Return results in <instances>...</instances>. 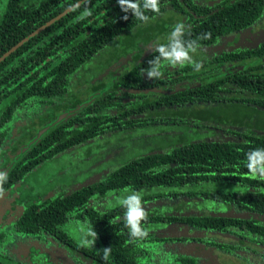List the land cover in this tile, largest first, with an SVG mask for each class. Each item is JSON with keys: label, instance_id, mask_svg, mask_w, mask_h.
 <instances>
[{"label": "trees", "instance_id": "obj_1", "mask_svg": "<svg viewBox=\"0 0 264 264\" xmlns=\"http://www.w3.org/2000/svg\"><path fill=\"white\" fill-rule=\"evenodd\" d=\"M263 11L264 0H160V13L146 11L149 19L144 22L124 13L117 0H0V172L7 176L0 200L14 198L19 182L46 164L75 152H84L89 162L88 147L107 136L139 134L138 143L144 145L121 162L116 144L104 151L113 168L103 179L73 182L67 186H79L55 195L51 191L66 186L34 190L30 199L14 200L20 210L12 223L14 231L29 237L45 235L95 264H143L150 254L145 244L157 239L198 243V237L190 236L158 234L153 240L151 229L157 226L225 235L235 244H207L237 257L246 249L259 253L256 245L264 246V180L251 176L246 154L264 148V128L222 126L219 131L229 140H206V133L201 140L183 142L176 131L188 126L174 110L235 102L264 113V44L237 51L218 49L221 39L251 28ZM168 13L189 29L185 39L196 41V52H208L205 61L195 60L199 71L193 65L167 66L161 79L149 80L142 70L157 55L154 48L144 56L142 50L135 54L131 68L113 83L98 77L100 83L90 88V94L81 89L87 85L76 84L81 68L102 49ZM206 33L210 38L203 39ZM100 90L102 95H97ZM153 139L159 140L156 146ZM125 189L141 192L143 205L153 203L142 222L146 236L131 237L125 209L114 205L128 194ZM178 198L189 199L196 210L206 207L211 212L166 215L163 202ZM243 212L254 213L261 221L237 215ZM77 226L87 234L93 228L97 248L81 243ZM106 247H111L108 260L102 258ZM239 258V263L245 262ZM176 260L200 264L193 255ZM0 264L16 263L2 255Z\"/></svg>", "mask_w": 264, "mask_h": 264}, {"label": "rangeland", "instance_id": "obj_2", "mask_svg": "<svg viewBox=\"0 0 264 264\" xmlns=\"http://www.w3.org/2000/svg\"><path fill=\"white\" fill-rule=\"evenodd\" d=\"M178 20H180L178 16L168 13L161 19L157 18L152 20L147 23L146 26L137 27L133 32L122 35L120 40L116 41L111 47L102 49L101 52L95 55L93 60L81 68L76 84L78 86L87 85L81 89H87V92L90 94V88L100 83L101 79L99 80V78H102L108 85L110 82L113 83V79L124 74L131 68L133 64L131 58L135 54H138L139 51L142 50L144 56L153 50L155 45L163 43L165 38L168 37L172 31L173 25H171L169 31L164 33V36H160L159 32L166 30L170 23L175 24ZM259 32H262V34L258 35ZM261 44H264V11L262 16L251 28L221 39L218 49L237 51L251 49ZM215 51H218L217 48ZM207 54L208 52L203 53L204 56ZM123 55H126V58H124ZM191 55L194 60L199 59L196 61L206 60L202 52L195 51L191 53ZM177 68H180V66H177ZM113 75H115L114 78L112 77ZM102 91L103 90H100L97 95H102ZM88 95L84 96L83 100L86 99ZM174 111L175 115L184 120V123L188 126V129H181L179 127L178 131H176V137L183 142L195 141L196 139L201 140L202 135L206 133L209 135L206 140H229L230 138L227 135L224 136L222 131H219L222 126H229L235 129L243 123L246 124V126L251 125L256 128H264L263 112H257L254 108L235 102L210 104L208 106L194 105L189 109L182 108ZM172 115L173 114L170 113V116ZM238 130H242V128ZM149 131H151V129ZM211 135L213 136L211 137ZM138 139L139 134H134L130 138H126L123 134H119L115 137L107 136L102 138L101 142L88 147L91 156L89 162L84 152H75L68 158L42 166L37 174L29 176L26 180L20 181L18 184V191L14 198L10 196L9 198L0 200V233L3 234V237L0 239V257L4 255L5 258L10 259L16 264H95L92 260L80 256V254L77 255L67 252L64 248L58 246L56 241L45 235L40 237H29L16 233L12 223L15 221L20 210L17 205H14L16 203L13 202L14 200H21L24 202L30 199L34 190H46L47 188L55 189L59 185L66 186L56 191H51L50 194L55 195L62 191H67V189H74L79 186V183H77L76 186H67L70 183L81 182L85 179L86 181L82 182L85 184L89 180L96 179L95 181H98L103 179L113 168V166L109 167L104 151H108L116 144V146L119 147L117 154H119L118 156L120 157L117 160L120 162L121 160H127L132 155L144 149V145L138 143ZM151 141L153 142V146H156L157 142H159L158 139H153ZM13 159L14 157L10 160ZM13 163L9 162L8 164ZM63 167L66 169L63 170ZM92 174L97 177H93ZM220 192L223 194L224 191L221 190ZM45 196H47V193H45ZM116 202L118 203V200L114 202V205H116ZM108 204L110 205V203ZM151 205H153V203L143 205V207L146 211H149L152 208ZM162 206L166 215L177 214L178 212L187 214L211 212V210L206 207H203L201 211L196 210L192 208L193 204L190 203L189 199L186 200L182 198L166 200L163 202ZM178 208L181 209V211ZM218 214L221 216H232L231 214L222 212ZM237 215L245 219H259L261 221V218H258L259 216L254 213L243 212ZM262 218H264V216H262ZM157 227L151 229L152 236L149 238L153 240L157 239L158 234L160 237L164 238L190 236L198 237L197 239L195 238L198 243H196V245H187L184 244L185 242H182L183 244L178 241L173 243L169 240L163 242L158 239L153 244L146 243L145 249L148 248L150 254L147 260H144L143 264H180L176 260L180 255L196 256L200 264H264V258L261 256V254L264 253V246L256 245L259 253L246 249L244 255H238L237 257L233 252H222L207 244V242H229L230 244H235V239H232L233 242L231 243V238L225 235L197 232L194 229L189 230L179 226ZM157 229H159V233H155ZM76 232H80L81 243L86 239H91L89 234L82 231L79 226L76 227ZM199 239L202 241L199 242ZM93 248H97L96 245H94ZM33 249L36 250L34 251ZM242 256L245 262L241 260V263H239L238 261L241 259L239 257Z\"/></svg>", "mask_w": 264, "mask_h": 264}, {"label": "clouds", "instance_id": "obj_3", "mask_svg": "<svg viewBox=\"0 0 264 264\" xmlns=\"http://www.w3.org/2000/svg\"><path fill=\"white\" fill-rule=\"evenodd\" d=\"M120 9L124 13H131L136 19L147 22L149 17L145 15L146 11L156 14L160 13V0H117ZM123 19L127 20L125 15ZM189 29L183 23H176L170 34L168 35V43L155 45L157 53L152 59L147 61L148 67L142 70V74L147 75L149 80L161 79L164 75V69L167 66L183 67L185 65H193L196 71L200 70L201 65L193 59L191 53L197 50V43L194 40H186L185 33ZM203 39L210 38V34H204ZM246 167L253 177L264 180V148H256L250 150L246 154ZM7 180L5 173L0 172V195H3L4 189L2 184ZM118 198V203L125 209L124 223L129 230V235L133 238L143 237L147 232L142 227V222L147 220V212L142 204L143 195L139 191H129ZM91 239L83 241L84 245L94 247L95 241L98 239L97 233L91 228L89 230ZM103 259H110L111 247L101 250Z\"/></svg>", "mask_w": 264, "mask_h": 264}, {"label": "water", "instance_id": "obj_4", "mask_svg": "<svg viewBox=\"0 0 264 264\" xmlns=\"http://www.w3.org/2000/svg\"><path fill=\"white\" fill-rule=\"evenodd\" d=\"M260 34H262V32H259V35H260ZM20 44H21V43H20ZM20 44H19V45H20ZM61 118H62V117H60V119H61Z\"/></svg>", "mask_w": 264, "mask_h": 264}, {"label": "flooded vegetation", "instance_id": "obj_5", "mask_svg": "<svg viewBox=\"0 0 264 264\" xmlns=\"http://www.w3.org/2000/svg\"><path fill=\"white\" fill-rule=\"evenodd\" d=\"M258 35H259V33H258Z\"/></svg>", "mask_w": 264, "mask_h": 264}]
</instances>
